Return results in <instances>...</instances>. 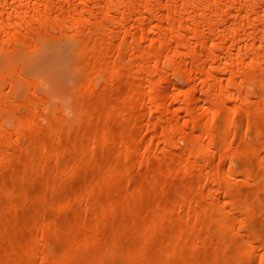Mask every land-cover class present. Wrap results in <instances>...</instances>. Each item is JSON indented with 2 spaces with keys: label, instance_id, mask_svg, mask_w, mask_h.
I'll use <instances>...</instances> for the list:
<instances>
[{
  "label": "bare ground",
  "instance_id": "6f19581e",
  "mask_svg": "<svg viewBox=\"0 0 264 264\" xmlns=\"http://www.w3.org/2000/svg\"><path fill=\"white\" fill-rule=\"evenodd\" d=\"M0 264H264V0H0Z\"/></svg>",
  "mask_w": 264,
  "mask_h": 264
},
{
  "label": "rangeland",
  "instance_id": "374dc122",
  "mask_svg": "<svg viewBox=\"0 0 264 264\" xmlns=\"http://www.w3.org/2000/svg\"><path fill=\"white\" fill-rule=\"evenodd\" d=\"M33 56L36 57V59L42 57L41 59H38V62H43L42 59L46 56V52H33ZM55 62L57 66H48L46 68V70H48V77L46 78V83L42 88V93L44 92L49 94V98H51V102L54 105L59 104L62 100H65L66 97H68V93L73 81V73L69 65L64 62H61V60ZM25 71H28V67L25 68ZM35 204L36 203H33L32 205Z\"/></svg>",
  "mask_w": 264,
  "mask_h": 264
}]
</instances>
